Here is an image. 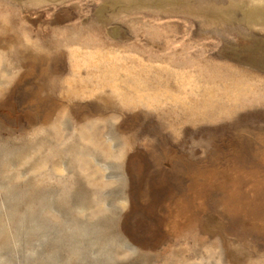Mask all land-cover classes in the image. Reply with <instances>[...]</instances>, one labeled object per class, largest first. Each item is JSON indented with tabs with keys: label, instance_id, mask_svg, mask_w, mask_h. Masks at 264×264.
Returning a JSON list of instances; mask_svg holds the SVG:
<instances>
[{
	"label": "rangeland",
	"instance_id": "374dc122",
	"mask_svg": "<svg viewBox=\"0 0 264 264\" xmlns=\"http://www.w3.org/2000/svg\"><path fill=\"white\" fill-rule=\"evenodd\" d=\"M0 264H264V0H0Z\"/></svg>",
	"mask_w": 264,
	"mask_h": 264
}]
</instances>
